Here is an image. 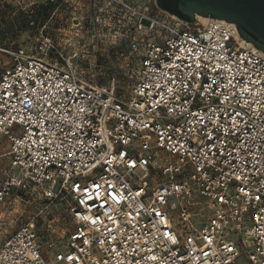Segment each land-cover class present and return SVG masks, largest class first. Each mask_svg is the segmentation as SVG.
I'll return each instance as SVG.
<instances>
[{
  "label": "built area",
  "instance_id": "1",
  "mask_svg": "<svg viewBox=\"0 0 264 264\" xmlns=\"http://www.w3.org/2000/svg\"><path fill=\"white\" fill-rule=\"evenodd\" d=\"M36 1L51 17L100 2ZM124 5L129 96L82 74L47 24L0 68L10 157L0 202L14 191L61 196L74 222L61 242L24 222L0 245V264H264V53L224 19Z\"/></svg>",
  "mask_w": 264,
  "mask_h": 264
},
{
  "label": "rangeland",
  "instance_id": "2",
  "mask_svg": "<svg viewBox=\"0 0 264 264\" xmlns=\"http://www.w3.org/2000/svg\"><path fill=\"white\" fill-rule=\"evenodd\" d=\"M141 8L148 7L160 18H170L162 11L156 0H100L97 5L80 2L75 7L67 6L54 17L37 15L44 3L27 0H0V68L11 61L10 51L19 47L29 48L39 41L41 27L53 34L56 41L66 43L65 57L71 59L77 69L109 90L130 95L126 81V69L132 59L126 51L125 23L131 12L124 3ZM35 19L36 24H31ZM121 51H125L122 55ZM8 140H0V180L2 169L10 165ZM209 213L203 211L202 217ZM38 220V226L49 238L63 241L74 226L67 199L61 196H46L40 191L26 193L14 191L6 202H0V245L21 224L31 219ZM64 264V263H62ZM238 264H249L240 257Z\"/></svg>",
  "mask_w": 264,
  "mask_h": 264
},
{
  "label": "water",
  "instance_id": "3",
  "mask_svg": "<svg viewBox=\"0 0 264 264\" xmlns=\"http://www.w3.org/2000/svg\"><path fill=\"white\" fill-rule=\"evenodd\" d=\"M164 11L185 21L198 15L236 24L239 34L264 53V0H156Z\"/></svg>",
  "mask_w": 264,
  "mask_h": 264
},
{
  "label": "snow or ice",
  "instance_id": "4",
  "mask_svg": "<svg viewBox=\"0 0 264 264\" xmlns=\"http://www.w3.org/2000/svg\"><path fill=\"white\" fill-rule=\"evenodd\" d=\"M177 59H179V57H177ZM175 67H176L177 71L179 72V71H181V69L183 67V64L181 63L180 65H175ZM188 67H189V69H192V65H188ZM195 67H196V69H199L200 68V64H196ZM214 82L215 81H213V83ZM57 87H59V85H57ZM60 90H63V89H60ZM18 100H19V102L21 104H25V101L22 98H18ZM0 107H9V104L7 103V101H5L2 104H0ZM11 107L14 109L15 108V105H11ZM26 107H28L30 110H32L34 112V114H37L38 116H44V110H43V108H41L40 105L36 101H30V102H28V104L26 105ZM49 107H51V106L49 105ZM36 109H39V112L38 113L35 112ZM79 111L83 112L84 109L83 108H80ZM4 119H8V117H4ZM4 119H0V123H3L4 122ZM11 119L15 120L16 117L14 116ZM45 119H47V117H45ZM49 130H51V129H49ZM61 143L65 144L67 146V143L68 142L67 141H61ZM70 155H72L71 151H69L66 154L65 158H67V156H70ZM117 181H118V178H117ZM104 183L108 184L109 189L114 188L116 186L115 184H113L109 180H105ZM100 187H101L100 184H96L95 185V188H100ZM85 191H87V189H85ZM108 195L111 197L112 200H114L117 203H119V201L117 200L116 194H113L112 192L109 191L108 192ZM89 198H91V197H89ZM105 203H107V201H105ZM157 215H159V214H157ZM109 218H111V217H109ZM92 222L95 223V221H92ZM173 243H175V240L174 239H173ZM153 259H155V257H153Z\"/></svg>",
  "mask_w": 264,
  "mask_h": 264
},
{
  "label": "trees",
  "instance_id": "5",
  "mask_svg": "<svg viewBox=\"0 0 264 264\" xmlns=\"http://www.w3.org/2000/svg\"><path fill=\"white\" fill-rule=\"evenodd\" d=\"M51 10H52V6L51 5H45V7H43V10H38L37 11V15L35 16H42V15H46L49 16L51 14ZM35 20V19H34Z\"/></svg>",
  "mask_w": 264,
  "mask_h": 264
},
{
  "label": "bare ground",
  "instance_id": "6",
  "mask_svg": "<svg viewBox=\"0 0 264 264\" xmlns=\"http://www.w3.org/2000/svg\"><path fill=\"white\" fill-rule=\"evenodd\" d=\"M173 17H176L175 15H173V14H171ZM178 18V17H177ZM197 19L199 20V21H201V22H203V23H206V22H208L210 19H211V17H206V16H202V15H198L197 16Z\"/></svg>",
  "mask_w": 264,
  "mask_h": 264
}]
</instances>
